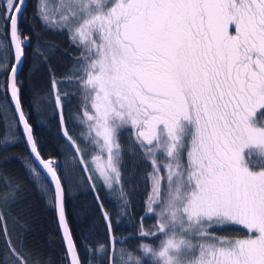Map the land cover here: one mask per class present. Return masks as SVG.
Returning a JSON list of instances; mask_svg holds the SVG:
<instances>
[{
    "label": "snow or ice",
    "instance_id": "obj_1",
    "mask_svg": "<svg viewBox=\"0 0 264 264\" xmlns=\"http://www.w3.org/2000/svg\"><path fill=\"white\" fill-rule=\"evenodd\" d=\"M26 3L0 0V56L6 57L0 58V143L22 142L30 177L38 184L49 178L42 190L55 188L61 264H83L60 164L43 157L32 123L44 98L37 92L24 106L22 74L32 40L24 29ZM33 20L66 32L78 53L74 71L62 80L53 75L47 99L55 98L63 138L76 166L83 165L108 233L99 245L102 257L89 246L88 264H117V255L120 264H264V0H36ZM35 54L47 62L42 50ZM62 84L80 97L79 138L67 127L70 98ZM124 130L150 165L145 215L132 235L157 238L159 246L124 247L127 237H117L99 195L100 183L118 192L119 215L128 214L119 143ZM89 153H96L93 161L103 159L95 170ZM0 185V264H45L8 229L19 182L0 175ZM151 217L156 222L146 228ZM225 225H239L247 235L216 236L213 230Z\"/></svg>",
    "mask_w": 264,
    "mask_h": 264
},
{
    "label": "trees",
    "instance_id": "obj_2",
    "mask_svg": "<svg viewBox=\"0 0 264 264\" xmlns=\"http://www.w3.org/2000/svg\"><path fill=\"white\" fill-rule=\"evenodd\" d=\"M35 3L36 0H27V11L24 14L27 18L24 24L25 32L32 34L31 44L28 47V60L22 74V78L25 79L24 106L26 110L29 108L37 92L44 98L32 115L35 135L43 157L45 159L53 157L60 164V174L64 178L66 188L65 205L69 225L78 246L79 256L83 264H88L89 259L93 257L88 250L89 246L97 250L96 258L102 257L103 253L99 250V245L107 242L108 233L98 203L87 183V174L82 170L83 165L76 166L72 160L71 149L63 138L59 114L55 109V98L53 96L51 101L47 99L52 91L53 75L55 79L62 80L74 71V59L78 53L66 32L42 28L33 20ZM37 49L42 50L48 57L46 63L41 62L35 54ZM0 58L6 59L2 56ZM29 68L34 71H29ZM49 69L52 70L51 73ZM61 91L68 93L70 98L65 101L64 108L67 127L75 137L79 138L82 132V125L77 118L80 112V97L74 94L75 89L69 84H62ZM2 97L3 93L0 92V99ZM3 133L4 128L0 126V135ZM119 143L123 154L121 161L123 190L126 194H130L127 196L128 214L119 215L121 211L119 193L106 189L102 183L97 185L101 201L104 208L111 213L117 237L121 240L127 237L124 247L129 250H139L141 242L159 246L160 240L157 238H140L138 235H132L139 227V218L145 215V200L151 190L150 182L146 179L150 165L134 151L132 136L128 130L121 132ZM28 155L22 142L7 147L0 143V175L15 179L21 186L8 220V229L12 231L13 238L23 239L26 253L39 256L45 264L48 262L61 264L65 259V252L56 224L55 208L52 203L53 191L50 185L49 191L42 190V185L48 183L43 176L40 184L30 177L23 163ZM93 155L96 153H89L90 164ZM5 159L8 160L7 163H4ZM133 216L136 217L135 220L131 219ZM155 222V218L151 217L144 221V225L146 228H151ZM2 225L3 222H0V227ZM213 231L216 236L228 239H240L247 235L246 230L239 225H225ZM86 236L87 243H85ZM120 247L121 245H117V253ZM117 264H120L119 255H117Z\"/></svg>",
    "mask_w": 264,
    "mask_h": 264
},
{
    "label": "water",
    "instance_id": "obj_3",
    "mask_svg": "<svg viewBox=\"0 0 264 264\" xmlns=\"http://www.w3.org/2000/svg\"><path fill=\"white\" fill-rule=\"evenodd\" d=\"M25 7H26V5H25ZM28 151V150H27ZM29 153V152H28ZM34 165L37 167V168H39V165L38 164H36V162L34 161ZM45 178V180L48 182V180H49V178L48 177H44ZM50 185V187H51V189H52V191H53V195H55V188H54V186L53 185H51V184H49ZM55 216H56V212H55ZM59 234H60V232H59ZM60 238H61V234H60ZM61 242H62V238H61ZM62 244H63V242H62ZM63 248H64V245H63Z\"/></svg>",
    "mask_w": 264,
    "mask_h": 264
},
{
    "label": "rangeland",
    "instance_id": "obj_4",
    "mask_svg": "<svg viewBox=\"0 0 264 264\" xmlns=\"http://www.w3.org/2000/svg\"><path fill=\"white\" fill-rule=\"evenodd\" d=\"M52 3L56 4V3H58V0H52ZM102 162H103V159L101 161H92L93 169L95 170V165L96 164L102 163Z\"/></svg>",
    "mask_w": 264,
    "mask_h": 264
}]
</instances>
